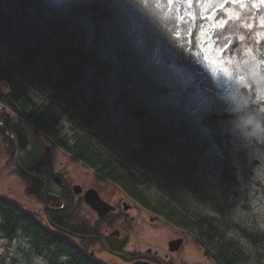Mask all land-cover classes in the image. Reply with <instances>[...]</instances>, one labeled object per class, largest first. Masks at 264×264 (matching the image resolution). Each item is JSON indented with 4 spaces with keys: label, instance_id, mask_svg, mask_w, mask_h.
Masks as SVG:
<instances>
[{
    "label": "rangeland",
    "instance_id": "obj_1",
    "mask_svg": "<svg viewBox=\"0 0 264 264\" xmlns=\"http://www.w3.org/2000/svg\"><path fill=\"white\" fill-rule=\"evenodd\" d=\"M104 3L107 34L99 30L97 43L118 64L125 95L137 106L134 119L127 122L116 119L111 109L102 105L98 119L86 132L126 160L152 195L176 194L190 217L212 216L211 198L226 190L235 224L229 236L255 254L258 250L248 235L264 234V4L255 0ZM72 7L71 0H0V63L15 60L24 37L32 41L37 37L48 51L53 47L83 48L75 33L68 34L60 26L64 13ZM5 21L12 24L13 34L7 31ZM189 53L191 59H186ZM77 92L86 99L92 97L86 94L84 82ZM5 93L0 82V94ZM48 94L44 88L30 90V98L37 104H45ZM19 104L29 110L26 100ZM197 108L201 113L208 109L215 113L214 131L218 128L220 133L215 140L225 158L214 167L205 158L206 147L189 134L190 113ZM77 116L73 111L63 118L60 138L69 140L77 131L73 124ZM22 126L27 146L20 153V163L25 170L43 161L39 172L47 181L52 175L61 176L69 186L101 190L106 201H131L116 185L98 179L93 170L32 128ZM228 163L231 174L228 171L224 177L229 184L225 188L222 176ZM20 172L0 134V198L19 204L47 225L45 197L42 192L31 193L33 182ZM49 188L53 189V184ZM72 205L71 227L91 220L88 210H79L74 195ZM143 213L144 246L163 253L168 242L183 239V256L188 261L213 264L195 244L194 232L177 228L149 211ZM157 216L156 221L150 220ZM257 245L264 253V243ZM0 264L53 263L46 255L35 256L28 239L7 241L0 237Z\"/></svg>",
    "mask_w": 264,
    "mask_h": 264
},
{
    "label": "trees",
    "instance_id": "obj_2",
    "mask_svg": "<svg viewBox=\"0 0 264 264\" xmlns=\"http://www.w3.org/2000/svg\"><path fill=\"white\" fill-rule=\"evenodd\" d=\"M5 24L9 25L7 31L13 34L12 24L7 21ZM33 27L35 29V26ZM18 49L19 53L15 60L7 64L0 63V82L6 88V93L0 94V99L22 119L14 123L8 116L1 117L4 126L18 139L21 151L27 146L26 133L22 126L25 124L34 129L35 133L54 143L57 148L71 155L74 160L93 170L98 179L116 185L131 201L177 228L194 232L195 244L213 264H264V253L260 252L262 246L257 245L264 243V234L248 235V240L253 243L254 249L258 250L256 256L246 251L240 240L229 236L235 224L231 217L226 190L211 198L212 216L190 217L185 213L186 210H183L184 203L179 201L176 194L162 192L159 196L152 195L149 187L142 184L126 160H120L119 156L108 151V148L86 132L98 119L102 106L96 95L86 99L83 93L77 92L83 78L76 74V68L90 53H85L83 48L66 47L59 49L53 47L48 51L37 37L35 41L30 37H24ZM33 87L49 91L45 104H37L30 98V90ZM23 99L27 101L29 110L20 106L19 102ZM77 102L83 106L80 108ZM73 111L78 114L73 118L77 131H74L69 140H64L60 138L59 125L63 118ZM0 134L9 144L10 155L14 159L13 144L1 129ZM43 165L42 161L30 171ZM230 170L231 164L228 163L222 176L225 188L229 184L224 177L228 171L231 174ZM30 180L33 182V187L29 189L31 193L43 191L41 181ZM45 200L50 207H61V203L52 198L46 197ZM62 200L67 204L66 209L49 212L53 223L77 234L93 235L91 231L79 230L67 223L71 217L69 209L73 205L69 197L62 196ZM64 220L66 223H63ZM0 237L7 241L17 238L28 239L34 255L37 257L46 255L53 264H100L85 251L94 240L79 239L77 244L74 242L75 239L66 237L63 232L43 225L35 215L19 204L3 198H0Z\"/></svg>",
    "mask_w": 264,
    "mask_h": 264
},
{
    "label": "snow or ice",
    "instance_id": "obj_3",
    "mask_svg": "<svg viewBox=\"0 0 264 264\" xmlns=\"http://www.w3.org/2000/svg\"><path fill=\"white\" fill-rule=\"evenodd\" d=\"M72 10L65 12L60 20V26L68 34L75 33L82 41L85 53H90L76 68V74L83 78L88 96L98 95L103 106L110 108L113 116L121 121L130 122L134 119L136 103L130 102L125 95V87L119 75V66L110 54L105 52L104 46L97 43V32L106 33L104 0H71ZM228 0H225L227 3ZM233 3H243V0H231ZM264 4V0H255ZM173 3V0H168ZM227 47V46H226ZM186 59H191L189 53ZM195 62V61H193ZM215 113L208 109L201 113L197 108L190 113L188 125L189 134L195 142L206 147L205 158L210 167H214L218 160L225 158L224 153L216 143L214 131Z\"/></svg>",
    "mask_w": 264,
    "mask_h": 264
},
{
    "label": "flooded vegetation",
    "instance_id": "obj_4",
    "mask_svg": "<svg viewBox=\"0 0 264 264\" xmlns=\"http://www.w3.org/2000/svg\"><path fill=\"white\" fill-rule=\"evenodd\" d=\"M45 150L48 152L47 146H45ZM39 170L40 168L32 170L31 174L41 175ZM56 178L58 179V182H55ZM50 183L53 184V189L56 188L57 192L54 193V190L49 188ZM47 184L48 190H51H49L51 195L57 196L61 199L62 196L69 197L71 199V203H73L74 194L72 187L74 185L69 186L65 183L61 176L53 175L51 176L50 180L47 181ZM88 190H94L97 193L99 200L106 204V206L111 210L108 213H103V210L100 207H98L97 210H92L89 206L85 205L82 195L76 196L78 197L79 210H88L89 213L92 214V218L91 220L83 222L81 227L74 228L84 231H91L94 233L91 236H96L99 239H102L110 249V251H108L106 246L101 241L94 240V243L89 245L88 249L85 251L90 256L92 255V258L97 262L100 264H117L114 260L118 259L122 262V264H138L142 262H147L149 264H194L183 256V249L186 246V243H184L183 239H181L183 242L176 251L169 250V244L175 240L168 242L167 252L163 253H160L157 250H152L151 248H147L143 245L142 242L145 238H143L142 233L144 230L143 227L146 226V215L143 212H147V210L141 207L138 203L120 198L109 202L102 198L103 196L101 190ZM85 191L86 190L82 189L83 193ZM49 198L60 202L51 196H49ZM51 208L58 209L59 207ZM66 208L67 204L64 209ZM100 212L103 213L102 216H99ZM158 218L159 217L157 216L155 218H150V220L156 221ZM70 220L71 217L67 223H69ZM63 223H66V220H64ZM133 238L136 241L133 240ZM116 254H123L128 258L120 257Z\"/></svg>",
    "mask_w": 264,
    "mask_h": 264
},
{
    "label": "water",
    "instance_id": "obj_5",
    "mask_svg": "<svg viewBox=\"0 0 264 264\" xmlns=\"http://www.w3.org/2000/svg\"><path fill=\"white\" fill-rule=\"evenodd\" d=\"M0 129L2 130V133L5 135V137L7 139H9L11 141V143L13 144L14 146V149H15V156H14V162L16 164V166L21 170V172H23L26 176L28 177H31V178H34V179H38V180H41L43 183H44V189H43V192L46 196H51L53 198H56L57 200H59L62 204V206L58 209H52L50 207H45V216H46V220L48 222L49 225H51L52 227H54L55 229L63 232L66 236H71L73 238H78V239H88V240H99L101 241L107 248L108 251H110V249L108 248V246L106 245V243L102 240V239H99L98 237L96 236H91V235H81V234H76V233H73L69 230H66L56 224L53 223V221L51 220L50 216H49V212L52 211V210H62L66 207V203L59 197L57 196H54V195H50L48 193V184H47V180L42 177V176H38V175H33V174H30L27 170H25L22 166H21V163H20V153H21V148H20V144H19V141L17 138H15L9 131L8 129L4 126V122L3 120H0ZM55 182H58V179L56 178L55 179ZM72 191H73V194L75 196H78V195H82L83 196V201L85 203V205L89 206L92 210H97L98 207L102 208L103 210V213H108L110 212V208L106 206V204H104L103 202H101L97 196V193L94 191V190H87L85 191L84 193L82 192V188L81 186L79 185H74L72 187ZM102 212L99 213V216H102L103 215ZM182 240L179 239V240H175V241H172L170 244H169V250L170 251H176L179 246L182 244ZM117 256H120V257H124V258H128L126 255H123V254H116ZM138 264H149L147 262H142V263H138Z\"/></svg>",
    "mask_w": 264,
    "mask_h": 264
},
{
    "label": "built area",
    "instance_id": "obj_6",
    "mask_svg": "<svg viewBox=\"0 0 264 264\" xmlns=\"http://www.w3.org/2000/svg\"><path fill=\"white\" fill-rule=\"evenodd\" d=\"M0 114H8L11 117H14L20 121H22V119L19 117L18 114H16L13 110H11L10 108H8L3 102L0 101Z\"/></svg>",
    "mask_w": 264,
    "mask_h": 264
}]
</instances>
